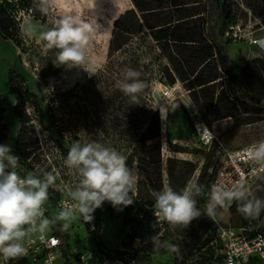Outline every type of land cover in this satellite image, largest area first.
Segmentation results:
<instances>
[{"label": "trees", "instance_id": "obj_1", "mask_svg": "<svg viewBox=\"0 0 264 264\" xmlns=\"http://www.w3.org/2000/svg\"><path fill=\"white\" fill-rule=\"evenodd\" d=\"M24 11H34L30 0H20ZM217 5L218 33L221 37V45L212 41L205 35L204 30L196 25L193 15H186L183 10H178V6L184 4L179 0H135L136 9L126 10L112 26L111 37L108 46V62L105 69L90 78L88 85L76 84L72 93H57L54 98L44 102L36 94L28 83L27 76L10 67L8 80V93L17 97V103L10 108H6V100L0 93V144L8 141L10 132L9 126L4 122V115L9 110L10 115L18 121V128L13 146V154L20 157L19 173L23 176L29 171H39L35 169V164H39L32 152L28 142L35 129V123L48 133V137L57 144L64 158L71 147L57 134L64 135L63 130H79V123L82 117H76L73 112L69 96L73 95L78 100H88V112L92 115L89 121L94 128L103 130H134V138L138 142L139 158L138 163L142 172H147L151 176L153 191L162 188V128L161 115L158 110H153L149 102V89L152 82L157 77L155 61L157 58L146 59L145 53L141 50L143 45L135 46L134 38L144 33V28L150 30L151 39L157 43L160 55L166 58L170 64L162 71L160 80L165 78L167 84L173 86L177 80L185 83L191 93L198 91L203 93L214 87V83L219 78L218 69L226 77L229 87V105L220 106L221 98L226 97L223 92L215 106L212 103L207 105V110L200 107L204 116V122L211 127L213 120H220L224 117H235L238 115L260 116L264 115V58L257 57L248 59L240 69L239 74L233 72V65L229 55V46L224 44L223 37L228 30L232 15L229 0H214ZM166 3L169 6H164ZM7 0H2L0 4V36L7 41H16L19 28L16 20L9 10ZM177 9L181 13L177 18H173L171 10ZM138 12L140 14H138ZM263 13H256L262 16ZM169 15V16H168ZM264 22V21H263ZM21 63L22 60L19 58ZM42 64L43 75L59 74L64 66H56L53 61ZM48 62V61H46ZM42 63H44L42 61ZM126 68L135 69L140 73V79L144 87L139 97V105L133 104L116 86L117 81L122 78V73ZM193 95V94H192ZM227 98V97H226ZM194 101L197 98L194 97ZM177 105L179 110H176ZM186 114V108L178 101L174 100L169 108L167 118L175 113ZM101 114V116L99 115ZM106 114L108 117H104ZM197 153L204 158V164L200 168L198 180L207 192L211 184L210 170L217 162L215 147L210 151L203 148ZM176 153L184 151V148L176 146L173 150ZM166 170L170 185L174 190L182 189L187 181L195 174L198 166L192 162L178 161L174 158L166 160ZM187 165L189 171L178 168ZM40 172V171H39ZM142 181L139 182L137 199L144 204V218H140L134 203L123 211H117L112 205L105 201L101 208L94 212V219L91 221L96 232H101L103 221L100 212L105 206L114 217L122 219L123 226L128 227V238L131 244L136 240L142 243L153 242V237L157 234L152 218L154 200L152 196L143 198ZM158 185V186H157ZM159 187V188H157ZM134 198V194H133ZM204 198L202 196L203 212L199 219L191 223L188 228H179L180 240L174 242L179 246V253L173 254V264H187L196 252L202 251L211 242L217 240L215 231L212 230L213 220L204 211ZM59 193L49 189V200L45 206L49 208L56 205ZM237 203L229 207L232 217L233 227H245L252 223L255 218L245 217L237 210ZM47 216L51 217L48 213ZM90 225H87L89 229ZM63 238L67 246L69 235L63 230L60 223L52 227ZM100 243L97 254L100 255ZM92 248V247H91ZM139 253V252H138ZM137 254H134V259ZM203 256V255H202ZM206 260L211 257L203 256ZM216 264V263H215Z\"/></svg>", "mask_w": 264, "mask_h": 264}, {"label": "rangeland", "instance_id": "obj_2", "mask_svg": "<svg viewBox=\"0 0 264 264\" xmlns=\"http://www.w3.org/2000/svg\"><path fill=\"white\" fill-rule=\"evenodd\" d=\"M7 1L9 5H6V8L14 16L20 30L17 37L20 45H16V41H7L0 36V93L6 100V108H10L17 103V97L8 93L10 67L27 76L29 87L44 102H47L50 98L59 100L54 98L55 94L59 92L72 93L76 84L88 85L92 76L105 69L108 62V46L114 20L126 10L136 9L138 11L135 6V0H55V3L49 7L47 13L40 11V0H30L34 8L33 12L24 11L20 0ZM139 1L144 3V0ZM1 2L2 0H0V4ZM179 3L184 4L178 6L177 8H181L178 10H183L186 15H193L191 18L196 20V25H199L204 30L205 35L221 45L215 1L179 0ZM229 4L232 10L230 25L235 28L240 27L242 34L264 36V0H229ZM164 6H169V4L166 3ZM176 10H171L172 14L170 15H174L173 18H177L176 13H181ZM256 13L263 14L262 16H257ZM64 14H74L86 20L96 21V31L91 36L88 48V59L86 64L82 66L83 68H68L64 66L59 74L45 76L43 75L42 64L49 63V60L54 59L56 50L46 48L45 42L42 40V33L52 28L55 21ZM138 14L140 13L138 12ZM144 33L134 38V44H136L135 46L143 45L141 50L145 53L146 59L157 58V61H155L157 77L149 89V102L152 109L154 111L158 110L161 115L162 185L170 184L165 163L168 158L196 164L198 169L192 177L198 178L199 170L204 164V158L197 153L202 149L195 134L194 125L197 120H204L200 107L205 108L207 110L206 113L209 114L210 111L207 105L212 103L215 106L223 92L227 93V98H221L220 106H224L221 109L229 105L227 101L229 100V87L226 77L218 69L219 78L213 82L214 87L203 93L198 91L191 93L185 83L180 80H177L173 86L168 85L166 79L160 80V77L162 71L169 67L170 64L166 58L160 55L157 43L151 39L150 30L147 27L144 28ZM257 49V47L249 43L242 47L236 44L230 45L229 55L233 65V72L239 74L247 59L256 58L255 56L259 50ZM261 55L264 57L262 53ZM19 58H21L22 63ZM194 97L197 98V101H194ZM69 99L73 112L76 117H82V121L79 123V130H63L64 135L57 134L58 137L62 138L67 144H72L76 140L91 139L116 148L128 157L127 163L129 167L138 171V182L134 199H137L140 181L143 183L141 191L143 198L152 196L154 186L150 183L151 176L147 172H142L138 163L140 155L138 142L134 138V130H103L102 127L94 128L86 120L92 117L88 112L89 101L78 100L73 95L69 96ZM174 100H178L186 108L187 113L181 114L178 112L167 118L169 108ZM179 106L177 105L176 110H179ZM99 115L101 116V114ZM103 116L108 117L106 114ZM4 122L8 124L10 132L9 139L4 144H9L13 150L18 121L14 116L10 115L8 110L4 115ZM211 127L216 133L217 144H222L227 149L247 146L264 140V115L224 117L220 120H213ZM35 129L31 135V140L28 142L32 156L39 161V164L34 165L35 169L39 170L40 173H51L55 176V184L50 189L57 191L59 194L62 191L70 193L75 183V177L69 174L68 169L65 167L64 156L57 144L48 137V133L38 123H35ZM176 146L184 148V151L174 152L173 150ZM178 168L179 170L189 171L190 167L179 165ZM249 192L256 198L264 199V177L256 184L250 186ZM196 199L197 207L203 212L202 197H197ZM151 200H154L153 196ZM143 204L139 199L135 200L134 205L138 212H144ZM232 204L233 202L226 207L218 208L215 217L212 218L213 231L217 227L234 226L229 212V207ZM100 215L103 221L102 237L104 242L114 248L121 238L122 219L112 216L105 206L102 208ZM261 217L260 213L255 218L260 220ZM152 218L154 221V210ZM162 222L165 226V232L162 237L159 236L160 239L169 241L172 244L179 241L178 228H172L166 222ZM261 222L264 224V218ZM60 224L62 225L63 222H60ZM65 232L69 235V244L76 252L85 253L91 249L90 239L86 234L82 219L74 222ZM133 246L134 253L137 254L135 264H173L172 252L165 248H155L150 240L145 243L136 240ZM211 254H213L211 247L202 251L203 256L210 257L212 256ZM218 263L219 261L216 260V264Z\"/></svg>", "mask_w": 264, "mask_h": 264}, {"label": "clouds", "instance_id": "obj_3", "mask_svg": "<svg viewBox=\"0 0 264 264\" xmlns=\"http://www.w3.org/2000/svg\"><path fill=\"white\" fill-rule=\"evenodd\" d=\"M55 0H40V11L47 13ZM96 31V21L78 15L64 14L54 26L42 33L46 48L56 50V66L79 67L86 64L91 36ZM118 89L133 104L139 105L144 84L140 73L126 68L117 81ZM188 107V106H186ZM207 142L213 140L207 126L197 129ZM128 157L116 148L96 140H76L64 160L69 174L75 177L70 190V203L61 207L54 216H46L49 189L55 184L51 173L29 171L21 175L20 157L13 154L9 144H0V259L5 264L27 252L26 239L34 233H47L57 223L63 222L67 231L78 219L90 223L94 212L105 201L117 211L132 205L136 192L138 171L129 167ZM244 159L253 165L250 175L264 173V140L253 143L244 150ZM153 210L158 219L172 228H188L202 215L197 207V197L207 196L205 213L214 218L217 209L236 202L237 210L245 217L255 218L264 212V199L251 195L243 178L234 183H215L208 191L197 177L190 178L179 191L170 184L153 191ZM155 248H165L179 253V246L154 236Z\"/></svg>", "mask_w": 264, "mask_h": 264}, {"label": "built area", "instance_id": "obj_4", "mask_svg": "<svg viewBox=\"0 0 264 264\" xmlns=\"http://www.w3.org/2000/svg\"><path fill=\"white\" fill-rule=\"evenodd\" d=\"M224 44L242 47L249 43L259 49L264 55V36H254L242 34L240 27L230 26L223 37ZM202 125L207 126L213 135V140L207 142L203 138L201 131ZM195 134L201 148L210 151L215 147L217 153V162L211 168V185L215 183L231 184L243 178L247 181L248 189L256 184L264 173L255 176L250 175L253 165L244 159V150L249 147L242 146L234 149H227L222 144H217V136L212 127H209L202 119L195 122ZM252 145V144H251ZM209 187V189H210ZM70 203V193L62 191L59 199L53 207H46L45 215L49 213L54 216L61 210V207L68 206ZM207 206V196L204 198V211ZM218 210V209H217ZM145 212H139L140 218H144ZM261 219H256L245 227H217L215 233L217 240L211 242L202 251L208 247L213 249L211 260L206 261L202 256V251L196 252L187 264H264V224L261 222L264 218V212H261ZM155 216V215H154ZM83 221V220H82ZM87 225H90L87 229ZM86 234L90 239L91 249L85 253L76 252L72 246L65 244L64 238L51 228L47 233L31 234L25 241L27 252L24 256L10 260L7 264H135L134 246L128 238V227H122L121 238L116 247H110L102 237V231L96 232L95 225L84 223ZM154 226L157 229L156 236L162 237L165 232V226L162 220L155 217ZM101 253L97 254L100 243ZM0 264L5 262L0 259Z\"/></svg>", "mask_w": 264, "mask_h": 264}, {"label": "crops", "instance_id": "obj_5", "mask_svg": "<svg viewBox=\"0 0 264 264\" xmlns=\"http://www.w3.org/2000/svg\"><path fill=\"white\" fill-rule=\"evenodd\" d=\"M258 50V49H257ZM256 58L257 57H261V58H264L262 55H261V52L258 50V52H257V55L255 56ZM248 60V59H247Z\"/></svg>", "mask_w": 264, "mask_h": 264}]
</instances>
